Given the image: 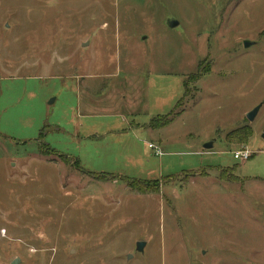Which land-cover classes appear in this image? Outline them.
<instances>
[{
    "label": "rangeland",
    "instance_id": "1",
    "mask_svg": "<svg viewBox=\"0 0 264 264\" xmlns=\"http://www.w3.org/2000/svg\"><path fill=\"white\" fill-rule=\"evenodd\" d=\"M263 131L264 0H0V264H264Z\"/></svg>",
    "mask_w": 264,
    "mask_h": 264
},
{
    "label": "trees",
    "instance_id": "2",
    "mask_svg": "<svg viewBox=\"0 0 264 264\" xmlns=\"http://www.w3.org/2000/svg\"><path fill=\"white\" fill-rule=\"evenodd\" d=\"M198 79V78H197ZM196 79V80H197ZM186 89V82L184 83V90ZM183 99V98H181ZM179 100L178 103L176 104V108L181 104L182 100ZM182 112H175V113H170L165 116H158V118H153L150 123L148 124V127L152 130H161L164 129L165 127L169 126ZM252 132L248 128H242L238 129L234 132H230L226 136V141L228 143L234 142V144L237 145H245L248 142V139L250 138ZM228 171V170H227ZM224 172V171H222ZM195 173V172H194ZM193 175V174H191ZM134 183L131 185L133 187ZM133 189H137V187H133Z\"/></svg>",
    "mask_w": 264,
    "mask_h": 264
},
{
    "label": "built area",
    "instance_id": "3",
    "mask_svg": "<svg viewBox=\"0 0 264 264\" xmlns=\"http://www.w3.org/2000/svg\"><path fill=\"white\" fill-rule=\"evenodd\" d=\"M148 147L154 152L155 156L161 155L159 149L156 146L149 144ZM250 156V153L246 151L245 148L240 149L233 154V158L240 161H246L250 158Z\"/></svg>",
    "mask_w": 264,
    "mask_h": 264
},
{
    "label": "water",
    "instance_id": "4",
    "mask_svg": "<svg viewBox=\"0 0 264 264\" xmlns=\"http://www.w3.org/2000/svg\"><path fill=\"white\" fill-rule=\"evenodd\" d=\"M168 25H169L170 28H172V27H174V26L176 25V23H175V22H170ZM245 45H246V44H245ZM257 111H258V107L255 108L252 112H250V113L247 115V118H248L250 121H252L253 118H254V116L256 115ZM262 138H263V140H264V131H263V134H262ZM211 148H212V145H211V144H208V145H206V146L204 147V150H209V149H211ZM140 245H141V244H138V245H137L138 249L140 248ZM18 262H19V260L16 259V260H14L11 264H18Z\"/></svg>",
    "mask_w": 264,
    "mask_h": 264
},
{
    "label": "crops",
    "instance_id": "5",
    "mask_svg": "<svg viewBox=\"0 0 264 264\" xmlns=\"http://www.w3.org/2000/svg\"><path fill=\"white\" fill-rule=\"evenodd\" d=\"M128 127H129V129L136 128V126H135V125H133V127H132V126L130 127V125H129Z\"/></svg>",
    "mask_w": 264,
    "mask_h": 264
}]
</instances>
